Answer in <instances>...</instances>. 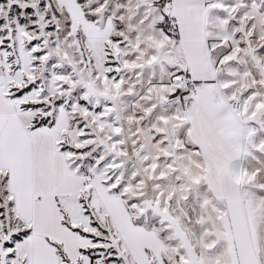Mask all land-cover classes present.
I'll return each mask as SVG.
<instances>
[{
  "label": "snow or ice",
  "instance_id": "6c2138e0",
  "mask_svg": "<svg viewBox=\"0 0 264 264\" xmlns=\"http://www.w3.org/2000/svg\"><path fill=\"white\" fill-rule=\"evenodd\" d=\"M0 264H264V0H0Z\"/></svg>",
  "mask_w": 264,
  "mask_h": 264
}]
</instances>
